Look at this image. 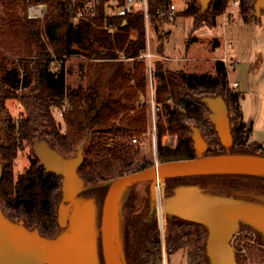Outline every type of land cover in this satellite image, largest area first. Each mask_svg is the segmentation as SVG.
<instances>
[{"label":"trees","instance_id":"trees-1","mask_svg":"<svg viewBox=\"0 0 264 264\" xmlns=\"http://www.w3.org/2000/svg\"><path fill=\"white\" fill-rule=\"evenodd\" d=\"M5 1L4 9L10 16L9 26H0V106L5 98L16 96L15 91L20 90L18 97L26 114L18 118L9 116L4 123V138L0 143V200L6 211L23 215L28 228L37 227L48 237L58 233L55 205L61 176L47 172L34 153L29 154V164L24 170L15 176L12 171L18 151L25 144H32L35 138H44L62 154L84 142L78 173L88 184L151 165L144 160L135 169L131 168L138 158V137L145 132L148 121L145 105L135 104L138 93L148 91V75L152 93L147 101L152 99L159 106L154 124L161 162L196 156L191 123L201 127L206 135L214 136L213 125L207 118L209 110L199 100L203 94H221L227 102L233 146L248 141L251 125L243 120L239 105L243 94L230 85L227 66L221 59L214 60L212 72L188 71L182 66L170 68L155 59L148 74L142 10L112 19L110 22L116 30L109 33L103 27L101 14L72 23L73 0ZM229 1L232 0H210L206 10L208 25L217 24ZM31 2L46 3L47 13L42 23L38 18L26 16L25 5ZM170 3L171 0H147L148 34L150 30L158 32L160 44L156 51L159 54L166 35L158 29V23L171 17L158 13ZM252 3L253 0H238L239 16L245 22L251 20ZM198 13L196 1L188 0L180 15L195 18ZM212 40L214 47L219 45L218 38ZM24 50L30 57L26 60L9 56L10 52L20 55ZM72 54L86 59L78 63L80 74L74 84L67 81L68 70L62 59ZM57 60L60 63L52 65ZM54 108L61 112L64 129L54 117ZM166 133L175 137L174 146L161 144V137ZM256 147L260 148V144ZM224 152L207 151V154ZM228 175L233 174L221 176ZM102 188L96 189L103 192ZM174 224L177 228L166 237V258L178 248H186V264H200L197 258L204 230L190 222ZM140 230L137 215L126 220V264H162L164 253L158 228L155 226L143 233Z\"/></svg>","mask_w":264,"mask_h":264},{"label":"rangeland","instance_id":"rangeland-1","mask_svg":"<svg viewBox=\"0 0 264 264\" xmlns=\"http://www.w3.org/2000/svg\"><path fill=\"white\" fill-rule=\"evenodd\" d=\"M196 1V6L198 7V15L193 18L192 16H182L180 12L185 9L188 4V0H171L176 5V11L171 16V18L158 23V29L163 32L162 34L166 35V38L163 40V48L161 54L157 53L156 49L160 44L158 39V32L150 30L149 34L147 33V47L146 52H151L152 56L150 58L145 57L148 74H150V67L153 66V61L155 59H160L168 67L175 68L182 66L185 70H194V71H211L212 65L215 59L221 58L222 56L226 57L227 61V70H228V79L233 84V81H236L238 91L243 94V97L239 101L242 118L249 125L252 112L254 111V103L252 98V89L251 92L247 88V84L253 82L255 77L251 74L249 77L248 74V62L257 59H260L261 56H264V27L261 28L255 25L256 20H259L262 25H264V7H262L258 14L256 15L254 11L251 13L250 21L245 22L239 16V9L232 6V1H229L226 8L220 14L232 12L229 18L226 20V24L223 26L217 22L215 26L208 25V17L206 10L208 6L204 8L200 1ZM6 1L0 0V26L8 27L9 26V16L6 8ZM40 3V2H39ZM45 3V2H44ZM210 3V2H209ZM46 4V3H45ZM25 5V14H26ZM47 8V5H46ZM47 11L45 14L38 18L42 23L45 19ZM259 17V18H258ZM222 20V18H221ZM163 36V35H162ZM212 36H219L221 38V46L217 45L214 47ZM224 40V41H223ZM220 41V40H219ZM226 42L230 43V46ZM213 43V44H212ZM223 43H224V54H223ZM232 43V44H231ZM220 46V47H218ZM227 48H232L235 52L236 65L234 68L229 66V63L232 61L230 52L225 53ZM228 51V50H227ZM18 53V52H17ZM223 54V55H222ZM219 55H222L219 57ZM11 58L26 60L30 58L27 55V51L24 50L22 53L14 54L13 52L9 53ZM51 56L54 57V53H51ZM189 57L188 60H183L182 57ZM65 68L68 70L67 81L71 84H74L78 81L79 70L78 63L84 61L83 56L72 54L70 56H63ZM95 61L97 59H90ZM60 63V60L53 61V64ZM257 68V66H256ZM150 75L147 76L148 91L145 94L144 92L138 93V99L135 104L137 106H143L147 108L148 112V121L146 130L144 133L139 135V144H138V158L135 159L134 164H132L133 169L141 161H147L153 165L154 163L161 162L157 154V135L156 130L153 129V120L155 122L157 118L156 111H153L151 102L148 103L147 97L152 93V84L150 81ZM84 82V79H83ZM230 87V85H229ZM231 88V87H230ZM232 89V88H231ZM234 89V87H233ZM20 90H16V96H11L3 100V105L0 106V119H1V129H0V143H2L4 138V123L7 118L10 116L12 118H18L21 115L26 114V109L20 101ZM255 92V88H253ZM209 96V95H200ZM212 96V95H210ZM200 97V98H201ZM227 103V102H226ZM228 105V104H227ZM138 107V108H139ZM158 111V110H157ZM161 111V104H160ZM230 109L228 106L229 117ZM54 117L59 121L61 128L64 129V121L62 119L61 112L59 109L54 108L53 110ZM208 118V113H207ZM209 119V118H208ZM210 121V120H209ZM211 122V121H210ZM212 124V123H211ZM190 125H195L191 123ZM213 125V124H212ZM230 126L232 128L231 120ZM198 127V126H197ZM201 131L203 138L207 142V149L204 154H207V151L214 152H248V153H260L264 154V146L260 144V148L256 147L259 143L253 140L250 136L248 141L245 144L223 146L215 132L214 126V136H208L201 127H198ZM40 139V137H38ZM192 139V131H191ZM193 143V141H192ZM24 144V143H23ZM84 142L78 144L74 150L66 152L63 154L65 156H73L78 146H84ZM161 144L167 146H174L175 137L171 134H164L161 137ZM35 144H25L24 148L18 151L14 163L12 166V171L14 176L25 169L29 164V154L34 153ZM223 148V149H221ZM195 151V149H194ZM218 154V153H215ZM196 155V151H195ZM150 166V165H149ZM131 172V171H130ZM128 173V172H127ZM229 177L221 175H208V176H186L180 178H169L167 180H160L158 184V190L154 194L149 193L150 182L143 181L136 183L128 188H126L119 198V221H120V246L121 249L125 251V225L126 220L131 218L132 215H137L141 221L147 222L151 228L157 227L159 231V236L161 239L162 253H164L166 237L169 233H172L177 227L175 226V215L168 213L164 207V200L166 197L170 196L180 185H197L202 187L208 193L213 195H220L224 197H229L232 199L253 202L264 205V175L260 174H248V173H238L233 175H228ZM113 178V177H112ZM111 179V178H110ZM109 180V179H108ZM106 181V180H105ZM100 181V183L105 182ZM99 183V182H97ZM103 187V192L97 191L96 188H90L82 191L78 194V198L82 201L89 200L94 207V216L93 223L95 227L96 235H99V224H100V215H101V206L103 202V197L106 191V185L100 186ZM72 200L65 199V193L59 188L57 203L55 205L56 213L60 202H64L66 206L70 205ZM1 207L4 213L12 220L17 221L18 219H23V215L16 213L8 212L5 210V207L0 200ZM95 205V206H94ZM142 218V220H141ZM142 226H144L141 223ZM61 231V228L58 225V233ZM231 246L234 250L236 264H264V233L256 230L253 226L247 223H240L236 232L231 239ZM134 249V248H132ZM186 248H178L176 251L170 255L165 256L163 254L162 264H186ZM197 262L200 264H208V260L205 256L204 251L201 249L199 251ZM102 264V263H101Z\"/></svg>","mask_w":264,"mask_h":264},{"label":"water","instance_id":"water-1","mask_svg":"<svg viewBox=\"0 0 264 264\" xmlns=\"http://www.w3.org/2000/svg\"><path fill=\"white\" fill-rule=\"evenodd\" d=\"M206 8L210 0H198ZM257 15L264 0H253ZM208 108V118L223 146L233 142L228 105L221 94L199 99ZM1 129V119H0ZM196 156L173 159L146 166L102 183H85L78 173L83 161V147L73 156H65L44 138L33 140L35 156L47 172L61 176L60 189L66 206L60 202L57 222L61 231L44 236L37 227L28 228L23 219L12 221L0 204V264H126L125 251L120 246L119 198L123 191L136 183L149 181L150 194L158 180L186 176L223 174L264 175V154L224 152L204 154L207 142L197 126L190 125ZM2 163L0 161V179ZM106 185L101 206L99 235L93 223L94 207L82 201V191ZM95 206V205H94ZM175 215V222L188 221L206 230L204 253L208 264H236L231 239L240 223H247L264 233V205L220 195H213L197 185H180L163 204Z\"/></svg>","mask_w":264,"mask_h":264},{"label":"built area","instance_id":"built-area-1","mask_svg":"<svg viewBox=\"0 0 264 264\" xmlns=\"http://www.w3.org/2000/svg\"><path fill=\"white\" fill-rule=\"evenodd\" d=\"M73 15L71 17V22L75 23L82 17H91L97 14H101L103 17V27L107 32L113 33L116 30V26L113 25L110 21L114 18L123 17L126 14L135 13L142 10L144 17V26L145 31L148 33L149 30V11L147 7V0H73ZM232 6H238V0H232ZM46 4L44 2H31L27 4L26 7V16L30 18H40L45 14ZM176 11V5L171 2L169 6L161 11L159 15L166 14L172 16ZM232 12L223 13L222 22L226 23L227 18L231 15ZM124 22V21H123ZM230 46V43L226 42ZM147 58L152 56L151 52H146L144 54ZM122 56V55H121ZM221 59L225 65H227L226 57L222 56ZM238 62L236 58H233L229 63V66H233ZM232 87H236L237 83L233 82ZM153 111L157 110L159 106L155 104L152 99L150 100ZM153 129L155 130V124L153 120ZM135 141V138H132Z\"/></svg>","mask_w":264,"mask_h":264},{"label":"crops","instance_id":"crops-1","mask_svg":"<svg viewBox=\"0 0 264 264\" xmlns=\"http://www.w3.org/2000/svg\"><path fill=\"white\" fill-rule=\"evenodd\" d=\"M221 18H222V16H219L217 18V22L219 21L218 23H220L223 26ZM253 23H255V25L259 28H261L262 26L264 27V25H262L259 20H256V22H253ZM214 37H216V38H218V40H220L219 45L221 46L222 45L221 44V42H222L221 38L219 36H212L211 40ZM262 43H264V42H262ZM220 46H218V47H220ZM222 50H223V54H224V43H223V49ZM227 52L231 53L230 56L232 58H236L235 52L232 48H227L225 50V53H227ZM222 55H219V57H221ZM248 64H249V66H248L249 77H251V74L254 75V77H255L253 82H250V84L249 83L247 84V88L250 92L252 89L251 94H252L253 103H254V111L252 112V116H251V119L249 121L250 125H251L250 137L253 140H255L257 143L264 146V56H261V58L257 59V61H255V60H253V62L250 61V62H248ZM235 65L233 66V68L235 67ZM256 66H257V68H256ZM228 81H229V79H228ZM233 82H236V81H233ZM229 83H231V82L229 81ZM237 88H239L238 84H237ZM253 88H255V92H253Z\"/></svg>","mask_w":264,"mask_h":264},{"label":"flooded vegetation","instance_id":"flooded-vegetation-1","mask_svg":"<svg viewBox=\"0 0 264 264\" xmlns=\"http://www.w3.org/2000/svg\"><path fill=\"white\" fill-rule=\"evenodd\" d=\"M149 193H150V189H149ZM141 220H142V218H141ZM185 222H188V221H185ZM141 223H142L144 226H142ZM141 223H140V226H141V230H140V232H141V233H143L145 230L147 231L148 229L151 228L147 222L141 221ZM190 223H192V224H194V225H198V227H199L200 229L204 230V233H203L204 235H202L201 241L199 242V245H200V250H199V251H201V249L204 251V250H205V249H204V242H205L206 230L204 229V227H203L202 225H200V224H198V223H194V222H190ZM102 264H103V263H102Z\"/></svg>","mask_w":264,"mask_h":264},{"label":"bare ground","instance_id":"bare-ground-1","mask_svg":"<svg viewBox=\"0 0 264 264\" xmlns=\"http://www.w3.org/2000/svg\"><path fill=\"white\" fill-rule=\"evenodd\" d=\"M158 184H159V180H158V182L155 184V190H156V193H157V190H158Z\"/></svg>","mask_w":264,"mask_h":264}]
</instances>
